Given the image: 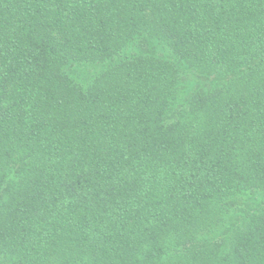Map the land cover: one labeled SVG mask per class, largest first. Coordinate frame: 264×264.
Returning a JSON list of instances; mask_svg holds the SVG:
<instances>
[{
	"label": "trees",
	"instance_id": "16d2710c",
	"mask_svg": "<svg viewBox=\"0 0 264 264\" xmlns=\"http://www.w3.org/2000/svg\"><path fill=\"white\" fill-rule=\"evenodd\" d=\"M0 264H264V0H0Z\"/></svg>",
	"mask_w": 264,
	"mask_h": 264
}]
</instances>
